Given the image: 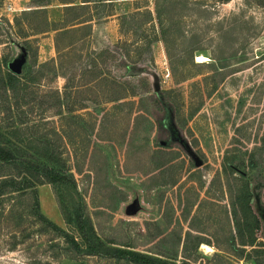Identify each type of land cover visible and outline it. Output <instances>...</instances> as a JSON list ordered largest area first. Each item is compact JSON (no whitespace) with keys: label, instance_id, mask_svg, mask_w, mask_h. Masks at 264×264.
<instances>
[{"label":"rangeland","instance_id":"1","mask_svg":"<svg viewBox=\"0 0 264 264\" xmlns=\"http://www.w3.org/2000/svg\"><path fill=\"white\" fill-rule=\"evenodd\" d=\"M23 1L0 0V60L6 57L20 75L36 52L39 63L57 57L56 34L36 35L14 21L22 20ZM130 6L117 31L115 24L106 29L114 40L119 36L111 48L78 46L86 54L107 50L99 69L123 91L78 93L73 85L83 78L66 65L67 103L85 102L82 113L112 118L101 131L105 140L63 167L66 185H37L41 211L81 240L61 213L62 192L71 210L84 208L106 246L171 264H264V254L240 235L235 205L247 184L264 240V0H134ZM66 78L49 76L35 89L30 126L52 115H42L41 104L52 103L57 89L64 92ZM120 94L128 97L108 101ZM11 122L4 118L0 127ZM5 196L0 264H134L75 250L39 219L30 188Z\"/></svg>","mask_w":264,"mask_h":264},{"label":"trees","instance_id":"2","mask_svg":"<svg viewBox=\"0 0 264 264\" xmlns=\"http://www.w3.org/2000/svg\"><path fill=\"white\" fill-rule=\"evenodd\" d=\"M95 1L99 2V0ZM168 1L174 5L177 0ZM73 11V8L66 9L63 23L51 24L47 11L44 9L23 11L22 20H14L16 24L25 23L35 31L36 35L51 30L56 31L57 57L48 62L39 63L36 52L21 75L9 68L6 57L0 60V121L2 122L4 118L12 121L5 130L0 127V206L5 201V195L30 188L34 196L35 213L39 219L62 234L75 250L82 251L84 248L89 255L104 253L111 257L127 259L134 264H171L138 251L106 246V243L95 235L92 224L86 218L84 208L78 206L71 210L64 203L65 197L62 192L61 195L60 193L59 196L57 195L61 213L68 225H73L79 230L81 240L71 235L41 211L37 185L50 184L54 188L66 185L69 177L63 167L67 166L69 160H72V157L75 158L79 152L82 151L85 154L89 146L97 148V143L105 140L101 134L102 128L112 118L108 112L104 114L95 111L82 113V110L89 108L85 102L82 104L67 103L66 96L70 85L66 78L68 72V69H65L66 65L70 64L69 67L77 68L79 70L77 76L83 78L78 79V83L73 85L78 93L99 88L105 96L110 92L125 89L121 82L111 78L109 72L99 69V66L103 64L99 58L107 50L98 52L90 48L89 54H86L84 47L78 48L84 43H89L91 26L74 27L73 22L81 20V15L74 14ZM125 17L129 15H124L123 18ZM80 22L83 21L78 23ZM73 52H76L77 60ZM58 73L67 79L63 87L64 92L57 89L54 92L56 99L52 103L44 101L41 104L43 105L41 114L50 113L52 115L44 116L41 121L33 122L30 126L27 121L35 112L36 103L33 99V97L36 98L35 89L46 82L49 76H52V79L57 78ZM127 97V95L120 94L108 101L122 100ZM85 101L96 102L91 98H85ZM2 102L6 103L5 107L2 106ZM87 115L93 117L88 119ZM13 120H15L14 123ZM54 135L61 139V147L55 143ZM7 168H12L15 173H5ZM235 205L240 212L236 220L240 235L248 242L250 248L254 246L253 249L264 254V240L259 239L258 235L260 220L252 208L247 184H244L238 194Z\"/></svg>","mask_w":264,"mask_h":264},{"label":"crops","instance_id":"3","mask_svg":"<svg viewBox=\"0 0 264 264\" xmlns=\"http://www.w3.org/2000/svg\"><path fill=\"white\" fill-rule=\"evenodd\" d=\"M133 1L134 0H105L104 2L100 0L99 2L95 0H24L21 2L20 6H23V11L36 9L46 10L51 24L63 23L65 21L66 9L73 8L74 14L81 15V20L79 21H83L78 23L79 21L76 20V22H73V26L81 27L90 25L91 32L89 41L97 46L94 47L96 50H101L103 48H111L109 45L119 39V36L116 35L114 40L106 29L109 25L115 24V30H118V19L120 16L132 11L130 4H133ZM50 33L56 34V31L51 30L42 34L45 35Z\"/></svg>","mask_w":264,"mask_h":264},{"label":"bare ground","instance_id":"4","mask_svg":"<svg viewBox=\"0 0 264 264\" xmlns=\"http://www.w3.org/2000/svg\"><path fill=\"white\" fill-rule=\"evenodd\" d=\"M207 58L205 57V56H203V55H199L198 56V60L199 61H203V60H206Z\"/></svg>","mask_w":264,"mask_h":264},{"label":"built area","instance_id":"5","mask_svg":"<svg viewBox=\"0 0 264 264\" xmlns=\"http://www.w3.org/2000/svg\"><path fill=\"white\" fill-rule=\"evenodd\" d=\"M13 9V7H12V5H11V3L7 6V10H12Z\"/></svg>","mask_w":264,"mask_h":264}]
</instances>
